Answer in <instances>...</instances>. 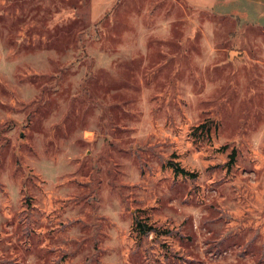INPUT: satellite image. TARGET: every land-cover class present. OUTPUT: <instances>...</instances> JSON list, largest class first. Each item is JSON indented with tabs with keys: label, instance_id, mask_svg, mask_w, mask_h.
Listing matches in <instances>:
<instances>
[{
	"label": "rangeland",
	"instance_id": "rangeland-1",
	"mask_svg": "<svg viewBox=\"0 0 264 264\" xmlns=\"http://www.w3.org/2000/svg\"><path fill=\"white\" fill-rule=\"evenodd\" d=\"M0 264H264V30L0 0Z\"/></svg>",
	"mask_w": 264,
	"mask_h": 264
},
{
	"label": "crops",
	"instance_id": "crops-1",
	"mask_svg": "<svg viewBox=\"0 0 264 264\" xmlns=\"http://www.w3.org/2000/svg\"><path fill=\"white\" fill-rule=\"evenodd\" d=\"M114 0H91L95 14L104 13ZM188 5L207 8L226 21L264 30V0H184ZM223 80V79H222ZM224 80L222 81V83ZM228 82H225L227 85Z\"/></svg>",
	"mask_w": 264,
	"mask_h": 264
},
{
	"label": "trees",
	"instance_id": "trees-1",
	"mask_svg": "<svg viewBox=\"0 0 264 264\" xmlns=\"http://www.w3.org/2000/svg\"><path fill=\"white\" fill-rule=\"evenodd\" d=\"M201 126H203V125H201ZM175 170L176 171H179V172H183V173H187L186 171H184L183 169H180V168H178V167H176L175 166ZM138 225H139V227L141 228V230H142V232H146V229H144V225H142V224H140V223H138Z\"/></svg>",
	"mask_w": 264,
	"mask_h": 264
}]
</instances>
